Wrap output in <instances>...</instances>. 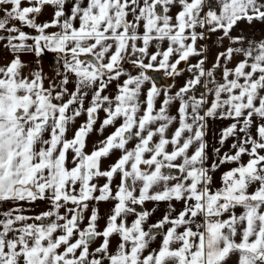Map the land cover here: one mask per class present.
Masks as SVG:
<instances>
[{"label":"snow or ice","instance_id":"6c2138e0","mask_svg":"<svg viewBox=\"0 0 264 264\" xmlns=\"http://www.w3.org/2000/svg\"><path fill=\"white\" fill-rule=\"evenodd\" d=\"M256 23L264 0H0V264H264Z\"/></svg>","mask_w":264,"mask_h":264},{"label":"rangeland","instance_id":"374dc122","mask_svg":"<svg viewBox=\"0 0 264 264\" xmlns=\"http://www.w3.org/2000/svg\"><path fill=\"white\" fill-rule=\"evenodd\" d=\"M50 11V10H49ZM41 19H47V15H45L44 17H41ZM240 27L242 29H244V31L246 33H249V34H255L257 39L260 38L261 35H264V25H261V24H253L251 26L247 25V24H241ZM213 40L215 39V37L212 38ZM212 42L209 41V44H211ZM218 49L213 47L211 49V60H214L215 59V55L217 53ZM3 56V62H6L7 61V54L4 53V54H0ZM28 60H31L32 57H27ZM43 64H44V69L45 71H49V61L47 60H44L43 61ZM183 83V80L182 79H179L178 82H177V86H179L180 84ZM109 132L111 131V129L108 130ZM107 134V133H105ZM99 139V137H97L96 135H93L91 137V140H97ZM110 207V205H101V211L104 212V211H107V209Z\"/></svg>","mask_w":264,"mask_h":264},{"label":"crops","instance_id":"0c3cea01","mask_svg":"<svg viewBox=\"0 0 264 264\" xmlns=\"http://www.w3.org/2000/svg\"><path fill=\"white\" fill-rule=\"evenodd\" d=\"M212 127H213V129H216L218 127V125L217 124H213ZM147 206L150 207V205H147ZM43 208H44V204L43 203H40V208L37 209V210H42Z\"/></svg>","mask_w":264,"mask_h":264}]
</instances>
